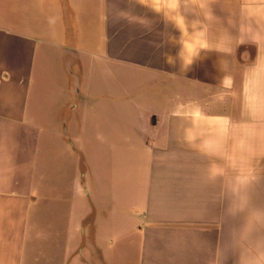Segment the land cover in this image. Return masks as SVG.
I'll use <instances>...</instances> for the list:
<instances>
[{
	"label": "crops",
	"instance_id": "crops-1",
	"mask_svg": "<svg viewBox=\"0 0 264 264\" xmlns=\"http://www.w3.org/2000/svg\"><path fill=\"white\" fill-rule=\"evenodd\" d=\"M213 7L212 47L264 22ZM168 35L136 0H0V264H264V43L185 74Z\"/></svg>",
	"mask_w": 264,
	"mask_h": 264
},
{
	"label": "clouds",
	"instance_id": "clouds-1",
	"mask_svg": "<svg viewBox=\"0 0 264 264\" xmlns=\"http://www.w3.org/2000/svg\"><path fill=\"white\" fill-rule=\"evenodd\" d=\"M136 3L161 18L164 29L169 30L167 40L154 44L156 49L171 45L176 48L175 54L162 52L164 62L170 67L179 65V71L189 72L198 61L207 59L204 53H232L234 48L225 50L220 47V41L227 36L236 47L253 44L257 48L254 66L260 59L261 44L264 43V22L255 14L246 16V23L236 25L229 20L224 22V31L217 35L215 47L210 46L208 39L212 26L221 21L215 14V0H136ZM142 19L150 20L147 17ZM235 28L237 35H232L230 29Z\"/></svg>",
	"mask_w": 264,
	"mask_h": 264
},
{
	"label": "rangeland",
	"instance_id": "rangeland-1",
	"mask_svg": "<svg viewBox=\"0 0 264 264\" xmlns=\"http://www.w3.org/2000/svg\"><path fill=\"white\" fill-rule=\"evenodd\" d=\"M119 167H120V164H119ZM119 170H124V167L122 166V168H118V170L117 171H119ZM87 203L89 202L88 200L86 201ZM118 225H119V234H120V232L121 231H124L123 229H124V227H126V224H125V222H118Z\"/></svg>",
	"mask_w": 264,
	"mask_h": 264
}]
</instances>
